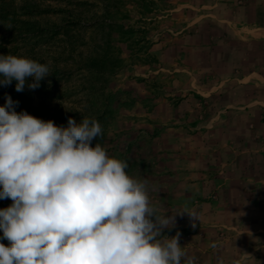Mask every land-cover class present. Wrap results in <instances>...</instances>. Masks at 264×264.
I'll use <instances>...</instances> for the list:
<instances>
[{"label": "crops", "instance_id": "obj_1", "mask_svg": "<svg viewBox=\"0 0 264 264\" xmlns=\"http://www.w3.org/2000/svg\"><path fill=\"white\" fill-rule=\"evenodd\" d=\"M176 6L191 17L161 52L158 72L172 75L164 98L145 104L156 132H134L152 140L163 168L152 205L197 212L198 221L185 213L164 229L181 232L195 264H233L244 253L246 264H264V0Z\"/></svg>", "mask_w": 264, "mask_h": 264}, {"label": "clouds", "instance_id": "obj_2", "mask_svg": "<svg viewBox=\"0 0 264 264\" xmlns=\"http://www.w3.org/2000/svg\"><path fill=\"white\" fill-rule=\"evenodd\" d=\"M49 75L47 63L0 54V86L36 90ZM18 104L6 94L0 105V200L12 201L0 208V240L9 241L0 242V264H195L181 232L165 237L164 229L185 213L198 221L197 212L158 214L147 180L93 145L102 134L96 119L57 126Z\"/></svg>", "mask_w": 264, "mask_h": 264}, {"label": "rangeland", "instance_id": "obj_3", "mask_svg": "<svg viewBox=\"0 0 264 264\" xmlns=\"http://www.w3.org/2000/svg\"><path fill=\"white\" fill-rule=\"evenodd\" d=\"M177 1L0 0V54L49 65L50 75L33 90L35 104L57 126L67 127L69 117L96 119L102 134L93 145L127 161L131 177L145 178L150 200L164 182L163 168L150 152L152 140L134 132H156L145 104L164 98L172 75L158 72L161 52L191 17L174 10Z\"/></svg>", "mask_w": 264, "mask_h": 264}, {"label": "trees", "instance_id": "obj_4", "mask_svg": "<svg viewBox=\"0 0 264 264\" xmlns=\"http://www.w3.org/2000/svg\"><path fill=\"white\" fill-rule=\"evenodd\" d=\"M31 79V78H30ZM31 82V80H30ZM15 81L7 87L0 86V105L5 103V95H10L14 101H19L16 111H27L29 114L34 115L41 119H48V115L41 111L35 104V93L33 90H29L27 85L25 86L24 91L17 92L15 91ZM53 118H51L52 120ZM12 203L11 199L0 200V208H6ZM8 245V244H7Z\"/></svg>", "mask_w": 264, "mask_h": 264}]
</instances>
